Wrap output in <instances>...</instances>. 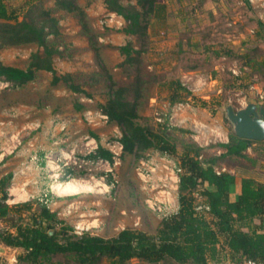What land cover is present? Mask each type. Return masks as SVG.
<instances>
[{
	"label": "rangeland",
	"instance_id": "374dc122",
	"mask_svg": "<svg viewBox=\"0 0 264 264\" xmlns=\"http://www.w3.org/2000/svg\"><path fill=\"white\" fill-rule=\"evenodd\" d=\"M5 2L20 21L36 5L52 10L63 37L57 45L62 55L54 59L56 74L94 83L85 86L87 94H79L64 82L53 85L54 74L47 71L38 72L24 87L0 81V179L13 176L9 205L31 203V212L23 213V219L30 221L47 193L50 210L75 233L104 238L124 228L154 233L162 216L146 200L157 196L160 188L144 189L136 167L149 154L163 163L164 154L158 149L141 157L126 154L118 165L110 166L91 158L96 151L93 139L108 148L122 137L123 129L109 123L101 107L111 97L110 78L121 86L131 82L122 68L125 56L120 49L136 44L123 32L124 19L109 11L104 0H74L73 11L55 0ZM160 2L165 9L151 21L150 47L143 56L152 84L138 122L169 138L176 147L172 156L176 162L191 143L203 148L204 160L220 156L224 149L219 145L228 143L234 133L224 107L264 105V0ZM38 49L37 45L0 48V61L26 69ZM246 153L249 158L218 161L216 171L264 183V141L253 143ZM70 181L93 191H58L59 184ZM171 200L179 204L178 197ZM16 222L20 223L19 216L13 214L0 219V229ZM20 253L0 244V264H17Z\"/></svg>",
	"mask_w": 264,
	"mask_h": 264
},
{
	"label": "trees",
	"instance_id": "16d2710c",
	"mask_svg": "<svg viewBox=\"0 0 264 264\" xmlns=\"http://www.w3.org/2000/svg\"><path fill=\"white\" fill-rule=\"evenodd\" d=\"M55 1L65 10L77 9L74 0ZM104 3L109 11L124 19L123 32L134 37L136 45L128 43L120 49L125 56L122 68L131 82L121 86L110 78L111 97L101 111L109 123L123 129L120 138L123 156L141 157L157 149L173 156L176 147L167 136L156 134L138 122L139 111L147 101L152 84L143 57L150 47V24L161 15L165 5L160 0H139L136 5L128 6L121 0H104ZM82 25L87 29L84 21ZM62 39L59 20L52 10L36 5L20 21L9 11L5 0H0V48L26 45L39 48L31 55L26 69L0 61V81L24 87L35 80L38 72L47 71L54 74L53 85L64 82L72 92L87 94L85 86L94 84L93 81H79L71 74L61 77L56 74L54 59L62 55L57 46ZM179 88L184 89L181 84ZM255 142L259 141L232 133L228 143L219 145L224 152L205 160L203 148L195 143L188 145L178 161L183 169L178 191L179 212L162 218L154 233L125 228L111 238L89 232L77 234L44 204L38 213L31 215L30 221H25L23 213L31 212L32 204L9 205L8 189L13 176L6 175L0 179V219L8 220L13 214L19 216L20 223L0 229V244L22 250L17 264H244L249 259L264 261V183L252 177L241 178L240 194L233 202L230 187L236 177L229 172L217 173L215 169L223 159L249 158L246 152ZM113 156L108 148L99 144L91 158L113 163ZM197 193L201 199L196 197ZM199 201L210 210L197 212ZM255 220L261 223L257 225Z\"/></svg>",
	"mask_w": 264,
	"mask_h": 264
},
{
	"label": "built area",
	"instance_id": "2783aa9c",
	"mask_svg": "<svg viewBox=\"0 0 264 264\" xmlns=\"http://www.w3.org/2000/svg\"><path fill=\"white\" fill-rule=\"evenodd\" d=\"M104 116V118L108 120V117L106 115ZM93 143L95 144L94 149L97 150L99 148V144L97 143L96 139H93ZM108 149L114 155V162L110 163L106 160H101V162L108 166L112 164L118 165L123 154V144L120 140H118L113 146H109ZM148 157L150 158L141 160L136 167L138 177H140V179L145 183L144 189L147 190L149 187L151 190H157L158 188H160V190L156 191L157 196H152L146 200L147 206L159 216H162V218H167L178 214L179 204L175 205L174 202L172 203L171 199L178 197L180 176L183 172V169L181 168L179 162H176L175 159H172V156L170 157L169 154H164L161 156L163 163L154 159L153 155L150 156L149 154ZM107 172H112V170H108ZM158 172H162L163 175H158ZM49 197L50 195L45 193L40 201L50 209ZM196 197L201 199V196L198 193L196 194ZM195 209L197 212L210 210L209 206L201 201H199ZM135 225L138 226L139 222H137ZM76 233L82 234L79 231H76ZM244 264H264V261L249 259L246 260Z\"/></svg>",
	"mask_w": 264,
	"mask_h": 264
},
{
	"label": "water",
	"instance_id": "95a60500",
	"mask_svg": "<svg viewBox=\"0 0 264 264\" xmlns=\"http://www.w3.org/2000/svg\"><path fill=\"white\" fill-rule=\"evenodd\" d=\"M224 112L234 134L247 140L264 141V105L250 102L246 107L235 110L228 104Z\"/></svg>",
	"mask_w": 264,
	"mask_h": 264
},
{
	"label": "bare ground",
	"instance_id": "6f19581e",
	"mask_svg": "<svg viewBox=\"0 0 264 264\" xmlns=\"http://www.w3.org/2000/svg\"><path fill=\"white\" fill-rule=\"evenodd\" d=\"M57 189L59 192H62V193H73L77 191H85V192L93 191V188L91 186H88L82 182H76V181H70L65 184H59L57 186Z\"/></svg>",
	"mask_w": 264,
	"mask_h": 264
},
{
	"label": "crops",
	"instance_id": "0c3cea01",
	"mask_svg": "<svg viewBox=\"0 0 264 264\" xmlns=\"http://www.w3.org/2000/svg\"><path fill=\"white\" fill-rule=\"evenodd\" d=\"M240 180L238 177H236V182L231 185L230 187V200L231 201H236L238 199V196L240 194ZM210 189H214V187H210ZM260 220H255V224H260ZM227 264H234L231 262H227Z\"/></svg>",
	"mask_w": 264,
	"mask_h": 264
}]
</instances>
